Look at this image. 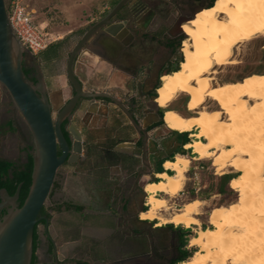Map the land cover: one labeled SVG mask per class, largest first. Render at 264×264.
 Segmentation results:
<instances>
[{
	"label": "flooded vegetation",
	"instance_id": "obj_1",
	"mask_svg": "<svg viewBox=\"0 0 264 264\" xmlns=\"http://www.w3.org/2000/svg\"><path fill=\"white\" fill-rule=\"evenodd\" d=\"M118 1L114 0L111 6H106L107 9L95 21L102 19ZM193 2L126 0L109 21L84 41L72 65L84 95L78 97L61 121L62 132L69 144L74 140L71 126L78 129L81 151L75 160L62 163L52 188L66 171L82 166L91 173L87 182L98 194L108 193V196L95 197L96 200L122 211L140 212L145 209V182L156 177L157 169L163 167L160 160L163 156L173 157L152 137L163 124L164 112L155 101L156 88L161 83L162 74L179 65L185 38L182 23L199 8ZM209 2L211 0L205 3ZM95 21L85 27L79 38ZM110 23L113 25L111 28ZM49 44L34 54L25 50L22 68L27 78L46 92L55 117L75 93L66 75V61L74 44L66 57L63 81L55 78L54 73L59 46L52 49ZM2 96L7 100L10 117L7 116L8 111L4 112L5 117H0V134L7 133L20 139L16 150L10 149V153L3 150L5 145L0 139V161L9 163L5 174L13 179L14 173L25 170L31 160L32 136L8 94L5 92ZM180 98V105L184 107L187 99L185 96ZM169 130L168 136L181 137L176 131ZM19 197L20 191L15 204H18ZM9 207L8 204L0 208V218ZM144 221L149 227L158 226L156 221ZM166 226L174 233L169 258L165 257L160 263L148 257V264H165L166 260H172L186 250V244L182 242L185 234L182 239L176 235L181 232L178 227Z\"/></svg>",
	"mask_w": 264,
	"mask_h": 264
},
{
	"label": "bare ground",
	"instance_id": "obj_2",
	"mask_svg": "<svg viewBox=\"0 0 264 264\" xmlns=\"http://www.w3.org/2000/svg\"><path fill=\"white\" fill-rule=\"evenodd\" d=\"M182 25L187 34L183 57L176 69L162 74L155 101L164 109L165 126L192 137L184 147L195 155L177 153L163 161L172 172L159 171L156 180L145 182L147 207L139 215L199 225L201 199L185 202L168 217L158 211L183 188L191 160L211 158L216 172L227 167L236 172L230 185L237 199L206 213L211 226L197 227L189 240L195 250L178 264H264V72L219 82L216 70L235 63L240 44L264 40V0H215ZM181 94L188 96L187 114L173 105ZM207 99L217 100L219 107L206 104Z\"/></svg>",
	"mask_w": 264,
	"mask_h": 264
},
{
	"label": "water",
	"instance_id": "obj_3",
	"mask_svg": "<svg viewBox=\"0 0 264 264\" xmlns=\"http://www.w3.org/2000/svg\"><path fill=\"white\" fill-rule=\"evenodd\" d=\"M125 1L119 0L102 19L92 23L72 47L66 61V75L75 93L54 117L46 92L36 87L23 71L25 49L10 23L6 0H0V84L32 136L30 184L21 205L15 204L21 182L12 194L6 188H0V208L10 205L0 218V264H31L34 227L42 219L40 210L48 198L56 173L65 160H75L81 151L78 129L70 128L74 134L72 144L67 142L61 129V121L78 97L84 95L73 73L74 58L90 34L109 21ZM112 26L110 23V28Z\"/></svg>",
	"mask_w": 264,
	"mask_h": 264
},
{
	"label": "crops",
	"instance_id": "obj_4",
	"mask_svg": "<svg viewBox=\"0 0 264 264\" xmlns=\"http://www.w3.org/2000/svg\"><path fill=\"white\" fill-rule=\"evenodd\" d=\"M104 8L107 9L106 6ZM105 9H101V12ZM49 45L53 49L57 43ZM59 53L60 48L58 56ZM175 139L176 142L179 140ZM155 143L159 145L156 140ZM90 177L91 173L78 166L66 171L59 182L55 181L43 205L40 214L42 219L34 229L35 262L148 264L150 257L162 263L174 240L173 230L166 226L168 223L156 222L158 226L149 227L141 219L139 210L122 211L96 200L95 197L108 196V193L98 194L92 184L87 182ZM176 235L183 239L182 231ZM177 257L166 260L165 264L178 263L173 262Z\"/></svg>",
	"mask_w": 264,
	"mask_h": 264
},
{
	"label": "rangeland",
	"instance_id": "obj_5",
	"mask_svg": "<svg viewBox=\"0 0 264 264\" xmlns=\"http://www.w3.org/2000/svg\"><path fill=\"white\" fill-rule=\"evenodd\" d=\"M19 1L23 6H25L27 10H32L31 15L33 20L38 23L40 27L46 32V37L50 39L51 43H57V45H59L60 53L57 57L56 69L54 71L56 74L55 78H59V81L64 80V64L68 51L77 41L81 32L88 24H90L92 21H95L102 14L101 9H105L104 6H111V4L114 2V0ZM206 1L207 0H194L193 4L195 7H199V10L204 6H208V4L205 3ZM9 2H11V0H6L7 5H9ZM213 2L214 0L211 2V4ZM191 17L192 16L187 18L189 19ZM182 29L186 36L187 34L183 27ZM263 44L264 40L261 38H255L249 42L240 44L237 49L234 50L235 54L233 53V59L235 60V63H228L224 66L216 68V70L219 71L217 74V81L221 82L222 80H237L249 76L252 73L264 72V50L262 49ZM182 55L183 52H181V59L183 57ZM53 82L55 83V80ZM54 88H57V86H54ZM3 93H5V91L0 84L1 118L5 117L4 112L8 111V106H6L7 100L3 98ZM182 96H185L186 99L188 97L181 94L176 100H174L173 105L187 114L188 112L186 104L184 107L180 105L182 99L180 97ZM205 103L211 105L212 107H219V103L215 99H207ZM225 113L226 112L223 111V114ZM8 115L10 117L9 111L7 113V116ZM169 129L170 128L165 126L163 122V124H161L159 128L154 131L152 137L157 141V143H159V147L161 146L163 150H166L169 153L172 152L173 157L169 159H174V155L179 152L174 153V147L176 146L177 142L173 134L170 136L167 135L170 132ZM188 138L189 140L192 139L189 134ZM0 139L5 145L3 150L9 153L10 149L16 150L18 143H20L19 137H15L14 135L9 136L7 133H1ZM184 148L186 149L184 154L189 156L195 155L190 148ZM61 167H63V165ZM235 174L236 172H233L232 168L230 167L224 168L223 173L216 172V168L213 165L211 158L192 159L189 167H187V171L185 172V182L183 184V188L176 195V197L168 201L167 208L158 211L159 216L168 217L171 214L177 212L185 202L193 198H198L203 201L204 204L201 209L202 214L199 216V225L186 227L183 224L176 225L172 223V225H176V227H178L182 233L185 234V249L190 255L193 253L196 246L189 245V240L195 234L197 227L211 226L207 220V214L210 209L216 205L229 204L237 199V192L230 185L231 178ZM154 178L156 180L158 177L153 176V178H148V180H153ZM146 207L147 206H145V208ZM151 221L160 223V219L158 218H154Z\"/></svg>",
	"mask_w": 264,
	"mask_h": 264
},
{
	"label": "built area",
	"instance_id": "obj_6",
	"mask_svg": "<svg viewBox=\"0 0 264 264\" xmlns=\"http://www.w3.org/2000/svg\"><path fill=\"white\" fill-rule=\"evenodd\" d=\"M10 23L23 48L34 54L51 43L46 32L32 18V10H27L19 0H11L8 5Z\"/></svg>",
	"mask_w": 264,
	"mask_h": 264
},
{
	"label": "trees",
	"instance_id": "obj_7",
	"mask_svg": "<svg viewBox=\"0 0 264 264\" xmlns=\"http://www.w3.org/2000/svg\"><path fill=\"white\" fill-rule=\"evenodd\" d=\"M211 2L208 3V5H210ZM176 68H174V69H176ZM178 133L180 134L181 137L177 141V147L174 149V152L184 153L186 149L183 147V144H185L187 141H189L188 133L186 131L178 132ZM171 154H173V153H171ZM166 158H168V157L163 156L160 160L163 161ZM31 161H32V159L27 164V168L25 170L15 172L13 179H9L8 176L6 177V174H5L7 172V167L9 165V163L5 162V161H0V187H5L7 189V191L9 192V194H11L14 192L17 184L21 182L20 197H19L20 200L18 202V205H21V203H22V201H23V199L27 193L28 186L30 184V174H31V168H32V162ZM165 170H167L169 173L171 172L170 170L165 169L164 167H160L159 169H157L158 172L159 171H165ZM42 208H41V210H42ZM168 224L172 225V223H168ZM34 229H35V227H34ZM184 241H185V239L182 240L183 243H184ZM34 247H35V237H34V231H33V250H34ZM189 255L190 254L188 253V251L184 250L176 259H174L173 262H179L181 260H184ZM31 264H37L34 260L33 254H32Z\"/></svg>",
	"mask_w": 264,
	"mask_h": 264
}]
</instances>
